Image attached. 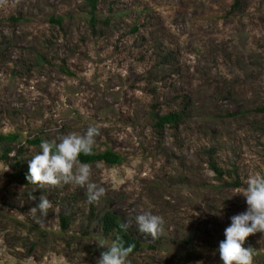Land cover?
<instances>
[{
  "label": "rangeland",
  "instance_id": "obj_1",
  "mask_svg": "<svg viewBox=\"0 0 264 264\" xmlns=\"http://www.w3.org/2000/svg\"><path fill=\"white\" fill-rule=\"evenodd\" d=\"M262 108L264 0H0V135L16 137L0 141V264H97L95 240L117 237L107 214L140 245L126 264H220L238 192L264 169ZM89 125L92 152L121 159L88 164L98 202L15 178L42 140ZM42 195L47 216L31 211ZM146 211L163 218L155 239L133 219ZM243 246L264 264V236Z\"/></svg>",
  "mask_w": 264,
  "mask_h": 264
},
{
  "label": "clouds",
  "instance_id": "obj_2",
  "mask_svg": "<svg viewBox=\"0 0 264 264\" xmlns=\"http://www.w3.org/2000/svg\"><path fill=\"white\" fill-rule=\"evenodd\" d=\"M98 127L89 125L81 135L76 132L69 133L56 140H42L39 152L28 160L29 183L43 189L45 186H59L71 184L86 186V202L94 204L105 194L103 187L90 182V167L79 161L81 154H90L95 146V137ZM246 187L238 192L244 197L246 209L231 216L230 224L224 229V240L219 243L218 254L220 264H252V252L244 247L246 239L256 233L264 236V169L250 174ZM212 215L221 216L224 204H214ZM52 207L46 196L42 195L39 203L31 209L39 212L40 216H47ZM138 231L146 237L157 238L163 231V218L144 212L134 218ZM128 224L121 225L127 228ZM98 244L106 251L101 253L97 264H126L127 257L132 252L131 245L125 246L117 236L115 239H97ZM62 264V260H57Z\"/></svg>",
  "mask_w": 264,
  "mask_h": 264
},
{
  "label": "trees",
  "instance_id": "obj_3",
  "mask_svg": "<svg viewBox=\"0 0 264 264\" xmlns=\"http://www.w3.org/2000/svg\"><path fill=\"white\" fill-rule=\"evenodd\" d=\"M261 112L264 113V108H262L260 110ZM176 116L175 115H169V116H165L163 118L160 119L161 124L163 123H170V122H174L176 120ZM15 139V136H2L0 135V141L2 140H7V139ZM38 141H32L30 142L31 144H34ZM79 161L81 163H96V162H105L106 164L109 165H116L119 164L121 162V159L118 155H116L113 152L110 151H106L104 153L101 154H94L93 152H91L90 154H81L79 156ZM215 171L217 173H219V170L213 166ZM28 174V170H19L18 172H16L15 174V178H17L20 182L21 185L24 186H29V185H33L31 183H29V181L26 179ZM61 222H62V227L65 229L67 228V219L65 217L61 218ZM102 227L104 230V233L106 235H110L111 233L115 232L117 236H119V238L124 242L125 246L131 245L133 250L131 253H134L136 251H138L140 249V245L139 243L134 240L132 237H130L128 235V233L120 226V224L118 223V220L115 216H113L112 214H107L103 220H102Z\"/></svg>",
  "mask_w": 264,
  "mask_h": 264
}]
</instances>
